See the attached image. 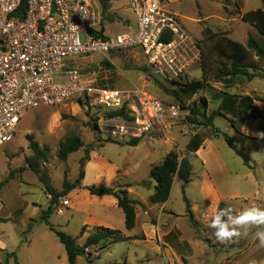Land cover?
<instances>
[{"label":"rangeland","instance_id":"1","mask_svg":"<svg viewBox=\"0 0 264 264\" xmlns=\"http://www.w3.org/2000/svg\"><path fill=\"white\" fill-rule=\"evenodd\" d=\"M163 1L181 17L182 24L200 51V61L187 74L183 83L203 81L205 88L190 99L183 98V104L187 108L182 109L181 117L155 125L136 147L111 142L108 133L93 131L90 124L97 122L99 125L104 113L97 110L88 111L83 104L79 105L75 101L59 107L43 106L30 111L23 119L13 141L0 149V183L12 173V178L0 190V264H17L16 260L19 264H69L64 245L51 231L49 225L39 222L42 213L50 204L51 196L46 192L39 177L27 165V158L33 154L29 136L42 149L48 151V160L41 169L46 171L50 184L57 191L64 190L65 182L76 181L81 169V159L90 158L91 151L95 148L128 175L127 180L121 179L118 175L113 187L127 189L130 187L128 189L131 193L130 198L137 199L139 203L136 206L137 226L130 232L126 231L122 210L118 207L116 210L109 208V215L113 214L120 223L117 229L130 235L134 233L138 239L116 243L106 248L102 245L88 248V258L79 257L77 264L195 263L194 259L188 262L186 251L177 250V241L171 235L165 238L159 231L156 232V229L160 223L164 225L163 231L166 232L171 231L167 226L172 224L193 225L195 219L188 212L186 199L189 203L191 200L193 204L204 203L200 187L205 173L203 160L191 158L194 167L192 182L183 190V183L176 178L171 197L164 206L150 202L156 184L149 177L150 168L162 162L169 149L176 150L181 157L189 156L186 145L195 134L205 137L212 134L211 128L192 123L190 113L192 107L198 106L204 100L207 102L208 115L219 108L222 92L233 96L250 94L257 101L264 102V61L257 58L252 51L248 52L246 61L255 65V68L250 70L257 75L254 80L250 81L240 76L232 78V83L229 84L220 74L230 64L221 55V51L226 50L230 42L246 49L248 38L251 36L264 44V36L253 24L252 17H249L250 13L264 11V3L262 0ZM107 3L110 8L107 14L103 15L102 21L106 36L136 35L137 19L128 0H107ZM109 18H114V22H109ZM255 22H258L257 19ZM117 56L115 59H120L122 64L120 67L115 66L116 69L104 65L100 55L76 58L74 61L76 67L85 73L88 79L97 80L102 86L126 90L139 88L163 102L181 105L157 85L149 73L139 70L146 64L139 50H130ZM151 71L156 74L154 70ZM162 83L165 87L170 86L166 82ZM258 109L262 113V118L259 117L261 116L259 113L254 119H250V115L235 118L239 132L232 127L227 118L215 119V126L230 136L238 148L247 155L249 164L230 148L222 136L213 138L212 145H207L206 158L212 182L226 196L224 202L236 211L253 204L264 207V140L255 139L258 133L256 128L264 133V112L259 107ZM246 120H259V126L250 122L243 133L241 130ZM74 136L82 139L84 147L66 160H61L58 156L60 143ZM144 181H150L153 185L145 186ZM128 185L130 186L127 187ZM64 200H70L72 206L75 201L78 208H62ZM86 200L81 195L60 198L54 204L55 210L49 220L51 225L70 236L80 235L78 244L81 246L88 238L86 233L81 235L84 220L81 211L85 207L93 211L102 209L100 205L88 203ZM60 209L64 212L60 213ZM33 220L36 223L33 230L28 233V224ZM255 231V228L251 229L242 242L238 240L237 245L241 246L228 253L222 252V246L217 243L212 232L207 238L201 237L203 242L198 247L203 249L205 247L208 252L206 264H222L227 258L243 252L252 242L251 234L254 235ZM263 249L260 250V262L264 258ZM196 262L199 263V260Z\"/></svg>","mask_w":264,"mask_h":264},{"label":"built area","instance_id":"2","mask_svg":"<svg viewBox=\"0 0 264 264\" xmlns=\"http://www.w3.org/2000/svg\"><path fill=\"white\" fill-rule=\"evenodd\" d=\"M128 3L137 34L108 37L100 0H0V149L13 141L25 116L43 106L75 101L104 112L126 106L132 120L103 116L99 124L118 142L140 139L155 125L181 117L179 105L139 88L99 85L76 67V58L100 55L113 63L118 54L139 50L166 82H181L194 69L200 51L181 17L163 0ZM70 205L62 202V208Z\"/></svg>","mask_w":264,"mask_h":264},{"label":"trees","instance_id":"3","mask_svg":"<svg viewBox=\"0 0 264 264\" xmlns=\"http://www.w3.org/2000/svg\"><path fill=\"white\" fill-rule=\"evenodd\" d=\"M262 2L264 3V0H262ZM100 3L102 6L103 15H106L110 6L108 5L107 0H100ZM254 14L250 13L249 17H252L253 24H255L258 31L264 36V11L258 10ZM254 16L258 22H255ZM108 20L109 22H114V18H109ZM249 51H252L257 58L264 61V44L251 36L248 38L246 49L244 46H241L234 42H230L227 45L226 50L224 49L223 51H221V55L225 57L230 63L229 66L220 73L221 76L223 75V77L226 79L227 83L231 84L232 78L234 77L241 76L247 78L250 81L254 80L257 77L255 72L253 73L250 71L255 68V65L246 61ZM103 63L110 69H116L115 65L111 62L104 60ZM150 69L153 70L146 63L145 66L141 67L139 70L149 73L153 77L157 85H159L168 95L174 97L181 103V105L177 103L168 104L179 105L182 109L187 108L183 104V98L190 99L199 91L205 88V84L203 81H191L183 83V80H185L186 78H182L181 82H166L162 80L157 73H153ZM158 76L160 79L158 78ZM160 80L162 82L168 83L170 86L165 87V85ZM220 96L222 101L219 108L213 111L210 115H208L207 113L206 100H204L198 106L192 107L190 112L191 118H193L192 123L195 125L211 128L212 134L208 137H205L201 134H195L186 145V151L189 153V156L181 157V155L176 150H172L161 163L152 166L149 177L156 183L154 192L150 196V202L152 204L164 205L169 201L176 178L183 183V190L185 189V186L189 185L192 182L194 167L192 165L191 158L204 146L205 141L208 138H217L220 136L224 137L230 148H232L236 152V154L244 160L246 164H249L247 155L238 148V146L232 141L228 134L222 132L215 126V119L217 117L227 118L230 121L232 127L237 132H239L238 127L236 126V117L250 115V119H254L255 115L259 113L261 114V116L259 117L262 118V113L259 111L258 106L255 103L256 99L253 96H233L227 92H222V95ZM88 111H92V109H89ZM101 112L104 113L105 117L124 118L127 120H132L130 112L128 111V108L126 106L121 110ZM90 125L93 128V131H96L98 133L101 132L97 122ZM28 138L30 140V149L33 154L32 156L27 158V165L31 169V171L39 177V180L43 184L46 192L49 196H51L50 204L48 208L45 209L42 213L39 222H43L49 225L51 231L64 245L67 252L69 264H77L79 257L83 255L87 256L88 258V248L97 247L99 245H102L106 248L116 243L138 239L137 237H127L125 234H123V232L119 230H111L101 227L96 228L93 233L87 238L85 244L81 246L78 244L79 236H70L67 233L57 229L55 226L51 225L49 220L53 211L55 210L54 204L57 203L60 198L69 195L75 190H87L93 196H112L116 198L119 208L124 213L125 226L127 231H132L136 227V206L139 203L130 198L129 191L126 187H108L105 185L85 187L83 185V181L86 176L85 168L87 162L89 161V157L81 159V169L76 181L73 183L65 182L64 190L61 192L57 191L50 184L49 177L46 171L41 169L42 165L48 160V151L42 149L31 136H29ZM141 139L142 138L125 141L128 142L127 144H121L123 142L113 140L110 141L120 145H129L136 147L139 145ZM83 147L84 142L80 137H70L66 141L60 143L58 156L61 160H66L70 155L78 152ZM11 175L12 173H10V177L0 183V190L12 178ZM143 185L148 186V181H144ZM186 201L188 203V212L192 216L190 212V203L187 199ZM226 206L229 205L222 202L220 203L218 208L222 209ZM34 223L36 222L33 220L30 224H28V233L33 230ZM85 231L86 227L82 229L81 235L85 234ZM16 263L19 264L18 260H16Z\"/></svg>","mask_w":264,"mask_h":264},{"label":"crops","instance_id":"4","mask_svg":"<svg viewBox=\"0 0 264 264\" xmlns=\"http://www.w3.org/2000/svg\"><path fill=\"white\" fill-rule=\"evenodd\" d=\"M247 95H250V94H247ZM255 102H256V105L260 108V110L264 112V102L257 101V100H255ZM250 122L256 123V126H259L258 125L259 120H246L245 125L243 129L241 130L243 133H245V129L248 127V124H250ZM255 130L258 131V133L255 136V139L264 140L260 138L259 134L261 132H259L258 128H256ZM212 142H213V138H208L205 141L204 146L195 155L192 156V157H195V158L197 157L203 160L202 165L205 169L204 178L203 179L200 178L202 180L200 184L201 195H202V199L204 203L202 205H200L199 203L193 204L190 200V212L192 216L194 217L195 222L193 223V225H190V226H178L175 224H172L171 226H167L171 228L170 232L163 231L164 225H162V223H160L158 229H156V232L159 231L160 234L163 235L165 238L171 235L172 238H174L177 241V250L178 251L184 250V252L186 251L185 253H187L186 258L188 262L190 263L191 262L190 259H194L195 261L194 264H206L205 258L208 252L206 251L205 247L203 249L202 247H198V245L203 242L201 237L207 238L210 232L213 233L214 230L208 227V225L210 223L212 215L217 210L220 203L225 201V197H226L223 195L221 190L214 185L210 177L211 175L209 172V167H208L206 156H207V145L208 144L212 145ZM171 151L172 149H169L166 152V155L164 156V158ZM151 168H150V171H151ZM85 171H86V176L83 181V185L85 187L101 186V185L113 187V185H115L117 181L118 175H120L121 179L123 180L124 179L127 180V176H128L127 173L123 171L118 165L110 162L108 159L102 156L100 152H97L95 148H93L91 151L90 158H89V161L87 162ZM148 184L151 186L153 185V183L150 181H148ZM130 194L131 193L129 191V195ZM72 195H76V196L81 195L82 197L87 199L86 201H88V203L97 204L102 207V209L98 211L90 210L87 207H85L84 210L81 211L84 214L83 228L86 227L85 233L87 234L88 237L92 234L93 229L95 230L96 228H101V227L111 229V230L121 231L120 229H117L120 223L116 221L113 214L110 213L109 215V208H112L115 210L117 209V207L119 208L116 198L112 196H94L95 198H92L91 196L93 195H91L89 191L87 190H75L69 194V197ZM91 200L93 201L91 202ZM133 200L137 201V199H133ZM73 202H74V205L72 206L71 204L67 208H71V207L78 208L77 203L75 201ZM205 217H208V219H204ZM123 234H125L127 237H135L134 233L131 235L127 233H123ZM244 239L245 238H241L240 239L241 242ZM251 239H252V242L247 248L244 249L243 252L240 251L239 253L235 254L233 257L227 258L222 264H249V262L252 260H256L257 262H260L261 248L258 247L259 241L254 237L253 233L251 234ZM237 242L238 241L225 245L217 241V243L222 246L221 250L223 253H228L230 251H233L234 248L236 249L237 247L241 246V245L238 246ZM184 252H182V255L184 254ZM262 254L264 257V249H263ZM197 259L199 260V263L196 262ZM263 261H264V258H263Z\"/></svg>","mask_w":264,"mask_h":264},{"label":"clouds","instance_id":"5","mask_svg":"<svg viewBox=\"0 0 264 264\" xmlns=\"http://www.w3.org/2000/svg\"><path fill=\"white\" fill-rule=\"evenodd\" d=\"M259 136L264 139V133ZM208 227L214 230L215 239L225 245L246 238L249 231L255 228L254 236L259 241L258 247L264 248V207L253 204L240 211L231 206L217 208ZM249 264H264V261L252 260Z\"/></svg>","mask_w":264,"mask_h":264},{"label":"water","instance_id":"6","mask_svg":"<svg viewBox=\"0 0 264 264\" xmlns=\"http://www.w3.org/2000/svg\"><path fill=\"white\" fill-rule=\"evenodd\" d=\"M113 64H114L116 67H120L121 64H122V61H121L120 59H117V60L113 61ZM83 256H85V255H83Z\"/></svg>","mask_w":264,"mask_h":264}]
</instances>
